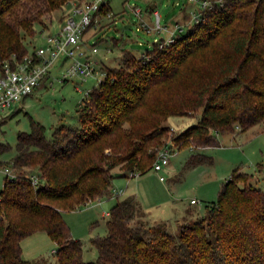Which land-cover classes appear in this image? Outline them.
Instances as JSON below:
<instances>
[{
  "label": "trees",
  "instance_id": "trees-1",
  "mask_svg": "<svg viewBox=\"0 0 264 264\" xmlns=\"http://www.w3.org/2000/svg\"><path fill=\"white\" fill-rule=\"evenodd\" d=\"M70 1L84 0H0V70L12 57L22 60L43 17ZM121 54L119 67L102 63L107 75L77 108V126L61 124L48 137L31 118L30 131L17 135L13 169L41 182L3 180L0 264H47L22 258L21 242L37 232L54 242L53 264H264V175L253 183L255 176L239 168L205 215L175 235L165 224L148 225L132 199L117 200L106 235L89 240L97 251L90 262L63 218L107 196L115 168L121 177L148 172L170 117L201 112L173 138L178 149L218 147L219 135L264 124V0H215L172 43L153 42L140 57ZM9 150L0 143V156Z\"/></svg>",
  "mask_w": 264,
  "mask_h": 264
},
{
  "label": "rangeland",
  "instance_id": "rangeland-1",
  "mask_svg": "<svg viewBox=\"0 0 264 264\" xmlns=\"http://www.w3.org/2000/svg\"><path fill=\"white\" fill-rule=\"evenodd\" d=\"M108 3L114 17L93 30L97 37L90 39L89 44L97 43L99 52L96 58L106 57L105 66L115 68L121 65L122 50L130 51L136 57H140L156 40L167 43L169 39L171 41L182 35L186 28L195 23L203 10L201 3H194L193 0H108ZM134 8L142 10L141 19L133 12ZM147 8L149 10L145 11ZM154 10L160 13L161 26H167L161 33L147 32L141 26L142 20L150 26H155L152 14ZM58 12L54 11L49 16L43 17L42 26H36L35 36L29 39V48L34 44H42L39 32L49 28L51 19L54 30L57 29ZM161 37L167 38L161 39ZM61 63L63 62H60L52 72L49 80L51 84L48 81L46 87L36 89L22 104H14L0 113V143L10 147L8 152L0 156L1 161L11 163V159L16 155L17 135L30 131L31 118L46 128L48 137L51 130L61 124L77 126L78 103L82 101L84 91L94 87L95 81L73 79L60 82L57 77L63 71L58 68ZM200 114L201 112H198L193 117H170L164 123L170 128L165 142L173 144L174 152L169 163L161 171L155 172L151 168L145 174L134 177L124 172V176L113 179L112 189L107 196L63 213L73 237L83 243V257L86 262L93 261L97 257V251L88 241L90 238L106 235L108 217L105 213L109 212L117 200L134 196L138 200L141 213L145 214L143 220L149 218L148 225L152 226V222L166 220L168 232L175 235L182 226L181 223L186 225L194 222L193 214L198 213L201 217L205 215V206L216 201L222 184L230 177L233 169L239 168L245 173L257 174L260 172L258 165H263L264 175V124L243 133H239V128H235L233 134L219 135L218 147L178 149L174 145L173 138L196 125ZM192 157H195V160L190 162ZM113 172L122 171L120 168H115ZM160 177L164 180L160 181ZM3 184V178L0 176V192ZM258 186L264 187V183L261 182ZM120 190L123 192L118 197H114L113 193ZM191 199H195L197 204H190ZM188 209L192 212L189 210V216L184 218ZM21 247L24 260L47 264H53L55 261L56 246L43 232L25 238L21 242Z\"/></svg>",
  "mask_w": 264,
  "mask_h": 264
},
{
  "label": "built area",
  "instance_id": "built-area-1",
  "mask_svg": "<svg viewBox=\"0 0 264 264\" xmlns=\"http://www.w3.org/2000/svg\"><path fill=\"white\" fill-rule=\"evenodd\" d=\"M201 3L204 8L211 7L208 0H193ZM108 0H84L70 1L66 3L60 13L61 20L57 21V29L50 31L49 28L42 29L39 32L43 39V44H34L29 53L22 59L17 60L12 57V63L7 61L2 65L0 70V113L12 107V105L21 103L49 77L60 62H65L62 74L57 77L60 82H68L73 79L87 81L93 79L94 87H97L106 77L107 73L103 70V64L96 59L98 54L97 43L89 44V39L85 35L90 30L98 29L106 21L113 19L112 11L101 12V6L107 5ZM133 12L138 18H142V10L134 8ZM155 26H150L142 20L141 26L147 32L161 33L166 27L161 26L160 13L158 10L152 12ZM53 17V16H52ZM198 16L195 22H198ZM53 20V19H51ZM51 23V22H50ZM49 23V25H50ZM48 25V27H49ZM95 32L91 36L94 38ZM160 46L168 45L173 42L156 40ZM51 84L52 82L49 81ZM91 90V89H90ZM90 90L84 91L83 100L87 99ZM80 102V104L82 103ZM172 143H166L157 150V157L152 165L155 172H159L169 163V159L174 152ZM176 148V147H175ZM1 161V160H0ZM140 175L139 172L131 171L128 176L134 177ZM0 176L9 181H14L19 177L28 179L33 186L37 187L41 180L35 173L20 174L13 169L12 163L8 165L0 164ZM164 178L160 177V181ZM122 191H115L114 197L119 196ZM191 200V204H195Z\"/></svg>",
  "mask_w": 264,
  "mask_h": 264
},
{
  "label": "crops",
  "instance_id": "crops-1",
  "mask_svg": "<svg viewBox=\"0 0 264 264\" xmlns=\"http://www.w3.org/2000/svg\"><path fill=\"white\" fill-rule=\"evenodd\" d=\"M194 2V1H193ZM194 3H196V2H194ZM109 4V7H110V3H108ZM111 9V8H110ZM149 10V8H147L145 11H148ZM112 11V10H111ZM180 14V13H179ZM58 16V19H57V21H60L61 20V13L60 12H58V14H57ZM182 19H184V17L182 18ZM167 27V26H166ZM49 29H50V31H53L54 30V27H53V20H51V23H50V25H49ZM168 31H169V29H168ZM171 31V30H170ZM93 33H94V31H92V30H90V31H88L87 32V34L85 35V39H89V41H90V39H91V36L93 35ZM39 37H40V35H39ZM95 37H97V35H95L94 36V38ZM167 37H161V39H166ZM40 39H41V42H42V44H43V39L40 37ZM101 40V39H100ZM96 58V57H95ZM96 59H98L99 61H101L104 65H107L106 64V61H107V58L105 57V58H96ZM62 65H59L58 66V68L59 69H64V67H65V62H63V63H61ZM57 68V67H56ZM50 78L51 77H49L48 79H46L42 84H41V86H39L38 88H41V87H46V85H47V83H48V81L50 80ZM86 82V81H85ZM37 88V89H38ZM26 99V98H25ZM24 99V100H25ZM24 100L21 102V104L24 102ZM79 104L80 103H78V107H79ZM1 160V159H0ZM3 161V160H2ZM241 172H243V171H241ZM251 174H253V173H251ZM254 176H255V178H254V182L253 183H256V181H258V180H261L262 179V176H263V173L262 172H259V173H257V174H253ZM115 177H121V176H119V173H115ZM160 179V178H159ZM112 189V188H111ZM122 191V190H121ZM123 192V191H122ZM127 198H130V199H132L137 205H138V200L134 197V196H128ZM124 199H126V198H124ZM123 200V199H122ZM191 200H195V199H191ZM191 200H190V204H191ZM196 201V200H195ZM116 203V202H115ZM114 203V204H115ZM113 204V205H114ZM195 204H197V201H196V203ZM195 204H192V205H195ZM112 205V206H113ZM111 206V207H112ZM139 206V205H138ZM111 209V208H110ZM189 210L190 209H188V210H186V212H185V217L184 218H186V216H189L188 214L190 213L189 212ZM191 211V210H190ZM192 212V211H191ZM108 215H109V212H106L105 213V216L106 217H108ZM143 215H145V214H143ZM183 218V219H184ZM193 220L194 221H196L197 219H199V218H201V216H200V214H198V213H196V214H193ZM145 222L147 223V221L149 220V218H145ZM181 221H182V219H181ZM158 223H160V224H166V223H168L166 220L165 221H159V222H152L151 224L153 225H155V224H158ZM148 224V223H147ZM180 225H183L182 223L180 224ZM73 236V235H72ZM73 238H75V237H73ZM75 239H77V238H75ZM91 239V238H90ZM89 239V240H90ZM79 240V239H78ZM81 241V240H80ZM89 242V241H88ZM22 248V247H21ZM55 250H56V247H55ZM55 250H54V253H55ZM22 256H23V251H22ZM27 260V259H26Z\"/></svg>",
  "mask_w": 264,
  "mask_h": 264
}]
</instances>
